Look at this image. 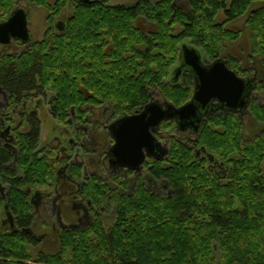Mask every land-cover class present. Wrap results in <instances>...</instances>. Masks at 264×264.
Segmentation results:
<instances>
[{
    "label": "trees",
    "instance_id": "trees-1",
    "mask_svg": "<svg viewBox=\"0 0 264 264\" xmlns=\"http://www.w3.org/2000/svg\"><path fill=\"white\" fill-rule=\"evenodd\" d=\"M252 1L188 0L189 11L171 4L172 0H134L127 5H109L108 0L80 3L75 7L87 11L75 14L67 44L63 38L56 41L54 49L33 44L20 54L19 73L4 69L0 82L11 94H23L40 83H51L60 91L75 88L69 83L71 76L85 75L84 84L94 95L120 107L129 100L134 104L142 95L145 98L146 77L150 88L156 87L178 106L191 95L190 77L186 74L177 86L162 83L176 59L178 42L189 39L206 56L216 54L222 40L236 38L224 25L245 14ZM65 2L58 0L55 8ZM36 3L54 7L46 0ZM9 6L5 0V7ZM218 11L223 14L221 23L215 21ZM137 14L152 21L156 30L147 36L138 31L132 20ZM248 15L252 53L264 56V7ZM96 31L106 33L112 47L85 41ZM140 42L144 49L133 46ZM124 53L130 56L123 57ZM139 58L144 77L134 72ZM66 96L71 103V95ZM248 114L264 123V105L252 102ZM160 130L168 136V154L160 162L149 163H153L150 173L167 184L165 193L147 190L139 179L132 195L116 197L112 221L103 224L96 219L85 231H64L54 252L29 255L27 240L0 228V264H29L32 257L41 264H264V133L246 138L240 119L232 112L208 117L194 143L185 135H173L172 121H163ZM38 134V123L32 124L22 140L18 165L27 182L41 185L53 175L47 163L32 152ZM191 144L203 146L228 164L226 174L220 177L212 172L205 156L193 155ZM7 195L24 217L26 203L20 192L11 187ZM89 196L105 201L103 193L89 191Z\"/></svg>",
    "mask_w": 264,
    "mask_h": 264
},
{
    "label": "flooded vegetation",
    "instance_id": "flooded-vegetation-1",
    "mask_svg": "<svg viewBox=\"0 0 264 264\" xmlns=\"http://www.w3.org/2000/svg\"><path fill=\"white\" fill-rule=\"evenodd\" d=\"M37 1L41 0H9L10 6L5 7V0H0V24L5 22L14 11L21 8L25 13L29 37L27 41L23 42L19 38L1 34L0 79L4 75L1 73L4 69H11L15 73H19L20 54L29 50L33 44L39 43L40 47L54 49L56 41L61 38L65 39L67 44L68 40L72 38L69 36V31L76 19L75 14L87 11L76 8L75 5L92 4L96 0H66L60 8H55L58 0H46L47 3L54 5L49 8L37 4ZM176 1L178 0H175L176 5L183 8V3ZM32 6L41 7L45 11L44 26L39 39L34 38L29 27L32 22L29 9ZM248 12L249 8L246 13ZM132 20L134 27L144 33V36L156 30V25L144 15L137 14ZM236 40L237 38L227 41L233 43ZM85 41L89 42V45H104L105 49L112 47V42L109 41L107 34H101V31L94 32L92 39L87 38ZM223 43L220 47L221 50L210 57L202 54L200 49L190 44L201 53L203 64H209L220 58L227 68L238 77L248 81V106L252 102L264 105V56L253 53L246 57L230 55L227 50L223 51L227 48ZM181 44L177 45L178 54ZM178 54L177 60L169 74L162 79V83L171 86L180 85L187 74L190 77L192 95L194 86L192 73L185 66L176 71L175 67L180 63ZM136 62L139 63V66L134 74L144 77L145 68L141 64L142 60L139 58L136 59ZM256 63L259 65L257 66ZM84 79L85 75H82L81 78L71 76L70 80L72 81L69 83L75 88L66 87L60 91L53 88L51 83H40L36 89H29L23 94L20 92L11 94L0 82V228L27 240V245L30 248L39 247L38 252L46 253L48 251L43 250L42 247L50 249L55 244H59L60 236L64 231H85L92 227L96 219H100L103 224H108L112 221L115 213L116 197L124 193L132 195L139 179L142 180L147 190L156 194H162L159 186L168 190L164 180L159 177L155 178L150 173L153 163H149L150 160L160 162L166 156L158 160L144 156L137 170L112 168L108 162L112 157L110 148L114 143L108 125L120 116L141 111L149 101L163 102L167 99L159 91L158 94L162 100L154 97L156 93L154 95L151 93L148 79L144 77L145 98L142 95L140 99H135L134 104L132 100H129L123 106L118 107L116 104L94 95V92L85 86ZM64 94L71 95V103H67L69 98ZM216 106L215 100L212 99L206 107L207 112L202 118L200 127L208 117L229 112L216 108ZM117 110L119 113H116ZM236 115L240 119L243 129L250 125L252 129L258 131L252 137L264 133V123L251 119L248 109ZM46 116H48L47 123H49L51 135L46 141L41 142V128ZM35 123H38L39 134L32 152L47 163L52 169L53 175L41 185L27 182L25 174H22L18 165L22 140L26 137L31 125ZM161 123L154 132V136L169 150L168 136L164 139L165 132L160 130ZM198 130L196 132L192 129L178 130L174 126L173 135L177 138H182V135H185L188 140L194 143ZM191 147L193 155L207 158V166L212 172L220 177L226 174L228 164L207 153L203 146L191 144ZM122 180L125 181V184ZM11 187L20 192L24 203H26V205L24 204L26 207L24 217H20L19 208L10 202L7 194ZM89 191H92L94 195L103 193L105 201L101 203L98 199H92L89 196ZM48 239L52 241V246L48 245Z\"/></svg>",
    "mask_w": 264,
    "mask_h": 264
},
{
    "label": "water",
    "instance_id": "water-1",
    "mask_svg": "<svg viewBox=\"0 0 264 264\" xmlns=\"http://www.w3.org/2000/svg\"><path fill=\"white\" fill-rule=\"evenodd\" d=\"M1 34L19 38L23 42L28 40L26 17L21 8L0 24ZM178 59L180 63L175 67L176 71L185 66L192 73L194 86L191 97L179 106L167 100L149 101L141 111L112 121L108 125L114 141L110 148L112 157L108 160L112 168L137 170L144 156L156 160L166 156L167 146L154 136L159 124L171 120L178 130L192 129L196 132L212 99L216 102V108L236 114L247 111L249 83L227 68L222 59L217 58L205 65L201 53L186 43L180 45Z\"/></svg>",
    "mask_w": 264,
    "mask_h": 264
},
{
    "label": "rangeland",
    "instance_id": "rangeland-1",
    "mask_svg": "<svg viewBox=\"0 0 264 264\" xmlns=\"http://www.w3.org/2000/svg\"><path fill=\"white\" fill-rule=\"evenodd\" d=\"M152 1H156V0H152ZM179 1L181 3H183V9L182 10L183 11H189L190 8H189L188 0H178V2ZM133 2H134V0H108V4H110V5H127V4H131ZM171 4H175V0H172ZM261 7H264V0H254L248 6L249 11L254 10V9H258V8H261ZM29 14H30V17H31V20H32V22L29 24V27H30L31 31L33 32V34H34V38L35 39H39L41 37V31H42L43 26H44L43 20H44L45 11L41 7L32 6L29 9ZM172 18H173V14H171L169 19L167 20L168 24L171 22ZM248 19H249V15H248V13H245L241 17H239L237 19H234L231 22H227L224 25L225 28H229L231 31H233L236 34L237 40H236V42L229 43L227 41L229 39H224L222 41V43L224 42L226 44L227 48L223 49V51L227 50L230 55L242 56V57H246L248 54L252 53V40H251V32H250L251 29H250V26H249V23H248ZM215 21L216 22H220V23L223 22L222 11H218V13L215 16ZM174 28L177 30L178 26L175 24ZM173 32H175V31H171V33H173ZM187 41L191 42V40H189V39H182L181 41L178 42V44L179 43H187L189 45L190 43H188ZM133 46H135L136 49H144L145 48V45H144L143 42H140V43L135 44ZM196 48L200 49L202 54L204 53L201 48H199V47H196ZM219 50H221V48ZM177 54H178V52H177ZM128 56H130V53H124L123 54V57H128ZM176 60H177V56H176L175 61ZM175 61L170 65L169 70H168V74H169V71H170L171 67L174 65ZM256 64H257V66L259 65L258 63H256ZM150 89H151V93L153 95H154V93H156L154 95V97H157L161 101L162 98L158 94L159 90L156 87H153V88H150ZM162 96H164V95H162ZM47 117L48 116H46V119L43 122L42 128H41V139H40L41 142L46 141L49 138V136L51 135L50 128L48 126L49 123H47ZM242 117L245 118V116H242ZM168 121H171V120H168ZM172 123H173V127H174L175 124H174L173 121H172ZM257 132L258 131L256 129H254V128L252 129L251 126L248 125V127H246L245 130H244V136L246 138H250ZM163 135H164V139H165L167 134L165 133ZM262 161L263 162L261 164V172L264 175V153H263ZM158 188L160 189V193H165L167 191V188H165V187L159 186ZM47 242H48L49 246H52L51 245L52 241L50 239H48ZM58 248H59V244H57V245L55 244V246H52L50 248L51 250L42 247L43 250H46L48 252H54V251L58 250ZM38 249H40V248L39 247L30 248V249L27 248V252H28L29 255H34L35 252H38L37 251ZM33 261H35V264H41L34 257H32L30 260H28V263L29 264H33Z\"/></svg>",
    "mask_w": 264,
    "mask_h": 264
},
{
    "label": "bare ground",
    "instance_id": "bare-ground-1",
    "mask_svg": "<svg viewBox=\"0 0 264 264\" xmlns=\"http://www.w3.org/2000/svg\"><path fill=\"white\" fill-rule=\"evenodd\" d=\"M55 175V174H54Z\"/></svg>",
    "mask_w": 264,
    "mask_h": 264
}]
</instances>
